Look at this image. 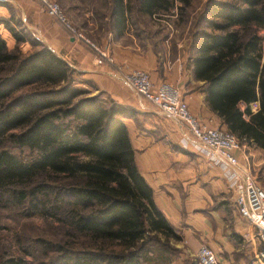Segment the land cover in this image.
<instances>
[{"label":"trees","instance_id":"trees-1","mask_svg":"<svg viewBox=\"0 0 264 264\" xmlns=\"http://www.w3.org/2000/svg\"><path fill=\"white\" fill-rule=\"evenodd\" d=\"M105 1L116 35L135 16L160 21L176 7ZM181 1L183 15L191 0ZM0 23L16 43L8 48L0 34V206L55 223L56 234L39 240L56 254L37 264L170 263L167 241L177 236L138 172L123 121L137 111L78 85L76 71L40 42L21 52L28 38ZM195 25L191 73L204 82L208 106L242 144L264 150V0H206ZM0 264L33 263L1 254Z\"/></svg>","mask_w":264,"mask_h":264},{"label":"crops","instance_id":"crops-1","mask_svg":"<svg viewBox=\"0 0 264 264\" xmlns=\"http://www.w3.org/2000/svg\"><path fill=\"white\" fill-rule=\"evenodd\" d=\"M62 24L54 23L46 43L48 48L69 59L66 61L81 78L80 83L94 87L84 88L104 92L137 111L134 117L123 119L134 150V163L152 190L155 207L179 235L178 243L185 247L181 257H195L198 247L206 244L216 253L219 264H247L249 258L252 264H258L255 230L240 215L225 170L208 164L194 142L189 141L186 147L180 145L183 129L134 94L121 79L123 70H146L155 85L161 81L178 85L195 115L221 125L220 117L206 101L204 82L192 76L189 59L185 55L181 59L178 53L171 58L169 51H162L163 40L143 32L133 33L127 27L120 35L107 29L96 38L100 48L114 59L113 64L105 60L98 64V53ZM7 33L3 37L7 38ZM92 35L96 37L95 33ZM258 107V102L250 104L252 112ZM244 147L257 149L249 144H242ZM238 159L243 162L241 157Z\"/></svg>","mask_w":264,"mask_h":264},{"label":"rangeland","instance_id":"rangeland-1","mask_svg":"<svg viewBox=\"0 0 264 264\" xmlns=\"http://www.w3.org/2000/svg\"><path fill=\"white\" fill-rule=\"evenodd\" d=\"M51 1L59 5L61 12L64 14L70 25L76 28V30L81 31L83 36L91 40L96 46H101L96 38L103 35L104 30L107 31V29H111L108 20L109 7L105 0ZM173 1L176 6L174 8L173 15H170L168 18L160 21L151 20L147 17L139 18L135 16L133 19L135 25L131 27V30L133 33L143 32L144 34L153 35L156 40H163L164 43L162 42V51H169L171 58L175 57L178 53L181 59L184 55L189 59V55L191 53L189 50V43L191 41L192 33L196 29V18L200 12L201 6L206 0H191L190 7L187 8V11H185L183 15H181L177 9L182 6L183 2L181 0ZM104 14H107V18L104 17ZM1 20L8 21V24L11 27L28 38L18 45L19 50L23 53L33 49L31 40H36L47 46L46 43L50 37V33L53 32L54 23H57V25L62 24L56 18H53L52 16L50 17L45 12L39 0H0V21ZM5 32H8L7 34L10 36L8 35L7 38L3 37ZM93 33H95V38L92 35ZM0 34L5 40H9L8 42L6 40L8 48L11 49L15 46V39L13 38L11 32L5 27L4 23H0ZM258 34L264 37V30H259ZM82 41L84 42V40ZM61 58L63 59V56ZM65 58L67 61L69 60L66 56ZM121 79L123 80V78ZM76 81L79 82L78 85L82 87L87 86L80 83L81 78L78 76L76 77ZM175 86L180 89L178 85ZM92 91L93 90H91V93L93 94L97 93L94 92L95 90L93 92ZM181 98L187 104L189 112L196 116L207 127L219 128L228 131L223 124L213 125L207 120L195 115L189 108L187 101L183 98L182 93ZM252 108L253 106L251 105V110ZM180 141V145L186 147L182 139H180ZM239 142L241 144L240 148L234 150L233 153L237 156V158L241 157L243 164L239 161L240 164H248L254 179L258 185L264 188V150L258 148L254 149L251 147L250 149H247V147L242 148V142L240 140ZM54 224L55 223L38 216L28 217L18 207L0 206V255H23L30 263L33 264L47 261L49 257L55 256L56 253L49 250L45 251L39 238H48L52 237V233L56 234L57 230H55L56 227ZM173 234H175L177 238H169V241H167L171 247L170 253H167L170 263L167 264H197L196 256L186 259L181 257V254L185 251V247L178 243L180 241L179 235L176 233ZM162 238L163 236H161V239ZM257 242L259 252L260 245L259 241ZM150 246H153L151 250L159 249L158 243H155L154 245L150 244ZM249 259L250 260L247 264H252L251 258ZM257 262L260 264L258 258Z\"/></svg>","mask_w":264,"mask_h":264},{"label":"built area","instance_id":"built-area-1","mask_svg":"<svg viewBox=\"0 0 264 264\" xmlns=\"http://www.w3.org/2000/svg\"><path fill=\"white\" fill-rule=\"evenodd\" d=\"M45 12L62 22L77 39L93 48L97 53V63L103 60L113 64L114 59L107 52L85 38L81 31L68 23L59 5L51 0H39ZM125 85L136 95L143 97L165 114L172 122L183 129L182 141L187 145L194 142L198 150L212 166L222 167L227 185L236 194V204L240 215L255 230L260 249L257 258L264 264V188L254 179L250 167L241 165L234 150L240 148L239 139L229 131L207 127L188 110L181 98L180 89L167 81L158 85L151 80L149 73L143 69H126L122 71ZM197 264H219L216 253L206 244H201L196 252Z\"/></svg>","mask_w":264,"mask_h":264}]
</instances>
